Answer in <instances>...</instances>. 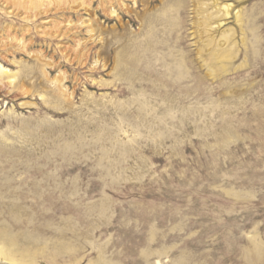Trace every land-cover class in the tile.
Here are the masks:
<instances>
[{
    "label": "rangeland",
    "instance_id": "374dc122",
    "mask_svg": "<svg viewBox=\"0 0 264 264\" xmlns=\"http://www.w3.org/2000/svg\"><path fill=\"white\" fill-rule=\"evenodd\" d=\"M223 1L0 0V264H264V0Z\"/></svg>",
    "mask_w": 264,
    "mask_h": 264
},
{
    "label": "bare ground",
    "instance_id": "6f19581e",
    "mask_svg": "<svg viewBox=\"0 0 264 264\" xmlns=\"http://www.w3.org/2000/svg\"><path fill=\"white\" fill-rule=\"evenodd\" d=\"M31 1H33V0H31ZM49 1H50V0H49ZM59 1H61V0H59ZM127 1L130 2V3L132 4L133 7H135V6L138 4V3H137L138 0H127ZM150 1H152V0H150ZM218 1H223V0H214V2H213L212 4H213V6H214V8H215V11H217L218 13H220V17H219V16H218V17H219L220 19H221V17H222V18H223L222 20H224V21H222V20H220V19H218L219 21L217 20L218 22H216V27L214 28V29H216V30L219 29L220 27H222V22L224 23V22L226 21V18L229 17L230 12L233 11V10H232V5H233V4H232V5H227V4H224V5H223V4H218V3H217ZM80 2H81V1H80ZM223 2H224V1H223ZM154 3H155V2H154ZM199 6H200V4H199ZM199 6H197V7H199ZM202 6H203V5H202ZM198 9H199V8H197V10H198ZM201 9H202V8H201ZM206 10H207V9H206ZM109 12H110V15H115V10H114V9H111V8H110V11H109ZM195 12H196V11H195ZM197 13H198V12H197ZM237 14H238V12L234 14L235 19L238 18V15H237ZM215 15H216V14H215ZM115 16H116V15H115ZM210 17H212V15H211ZM231 17H232V16H231ZM234 17H233V18H234ZM215 18H216V17H215ZM229 18H230V17H229ZM238 19H239V18H238ZM194 20H195V19H194ZM209 20H211V19L209 18V16H207V19L204 21V23H205L204 26H205V27L203 28L205 32H208V31H209V29H210L209 27H210V25L212 24V23H211V24L209 23V22H210ZM157 21H158V20H157ZM200 21H201V20H200ZM236 21H237V20H236ZM154 22H155V21H154ZM201 22H203V21H201ZM158 23H159V22H158ZM204 23H202V24H204ZM214 23H215V22H214ZM81 24H82V21H81ZM160 24H161V23H160ZM60 25H61V24H60ZM199 25H200V24H199ZM213 26H214V25H213ZM55 27H56V26H55ZM75 27H76V26H75ZM79 27H80V26H79ZM90 27H91V26H90ZM68 28H69V27H68ZM153 28H154V27H153ZM200 28H201V27L199 26V29H200ZM195 29H196V28H195ZM212 29H213V28L211 27V30H212ZM151 30H152V29H151ZM92 31H93V30H88V33H92ZM152 31H153V30H152ZM197 31H198V34H199V35H200V34H202V35L204 34V33L200 32V30H197ZM202 31H203V30H202ZM214 32H215V31H214ZM225 32H226V31H225ZM198 34H197V35H198ZM206 34H207V33H206ZM210 34H213V33L210 32ZM224 34H225V33H224ZM158 36H159V35H158ZM158 36H157V37H158ZM206 36H208V35H206ZM206 36H205V38H207ZM226 36H227V35H226ZM226 36H225V37H226ZM210 37H211V36H210ZM215 37H216V36H214V37L212 36V38H210L209 41H212V42H213V39H215ZM227 37H228V36H227ZM200 38H201V37H200ZM221 38H223V43H220V41H218L217 43H218V44H221V46H222V45H224V41H225L226 39L224 38V35L221 36ZM143 39H144V38H143ZM148 39H149V38H148ZM203 40H204V39H203ZM227 41H229V40H227ZM200 42H201V40H200ZM225 42H226V41H225ZM20 43H21V42H20ZM154 43H155V42H154ZM159 44H160V43H158V45H159ZM21 45H22V44H21ZM152 45H154V44H152ZM208 45H210V44L207 43V42H203V45H202V46H203V47H204V46L207 47ZM225 45H226V44H225ZM150 46H151V45H150ZM156 46H157V45H155V47H156ZM219 46H220V45H219ZM153 47H154V46H153ZM157 47H158V46H157ZM204 48H205V47H204ZM225 48H226V47H225ZM220 49H221V48H220ZM227 49H228V48H227ZM230 49H231V48H230ZM230 49H228V50H230ZM141 50L143 51V49H141ZM147 50H149V48H148ZM200 50H201V52H202V49H200ZM203 50H204V49H203ZM216 50H217V49H216ZM228 50H227V51H228ZM207 51H208V50H207ZM207 51H206V52H207ZM219 51H220V50L218 49V51H215V52H212V53H211V57H214V58H215V59H214V58L212 59L213 61H219L218 63H221V61L224 62V60H226V62H227V60H231V59L233 60V59L235 58V56L233 55L234 53H233V54H230V52L228 51L229 53L227 52V54H226V52H224L223 54H220ZM138 52H139V51H138ZM217 52H218V53H217ZM220 52H221V51H220ZM141 53L143 54V52H141ZM203 53H204V52H203ZM203 53H202V54H203ZM207 53H208V52H207ZM231 53H232V51H231ZM135 54H136V53H135ZM198 55H199V54H198ZM209 55H210V54H209ZM199 56H201V55H199ZM134 57H135V55H134ZM136 57H137V56H136ZM136 57H135V58H136ZM211 57H210V58H211ZM137 58H138V59L141 58V55H140V57H137ZM138 59H137V60H138ZM158 59H159V58H158ZM200 59H201V57H200ZM204 59H205V58H204ZM204 59H202V60H204ZM131 60H132V59H131ZM139 60H140V59H139ZM212 60H211V61H212ZM135 61H136V60H135ZM206 61H207V60H206ZM132 62H133V61H132ZM138 62H139V61H138ZM138 62H137V63H138ZM223 62H222V63H223ZM137 63H135V64H137ZM214 63H216V62H214ZM182 64H183V62H181V61L177 64V65H178V67H177L178 70H177V71H179V69L183 66ZM129 65L131 66L132 63L129 64ZM217 66H219V65H217ZM131 67H132V66H131ZM136 67H137V66H136ZM211 67H212V66H211ZM211 67L209 66L208 68H211ZM213 67H214V66H213ZM213 67H212V68H213ZM219 67H220V66H219ZM132 68H133V67H132ZM134 68H135V67H134ZM134 68H133V69H134ZM206 68H207V67H206ZM212 68H211L210 71H211V73H212V75H213V78H215L218 74H217L216 71H215L216 69H212ZM138 69H142V68L139 67ZM138 69H137V70L135 69V71H138ZM220 69H222L221 71H223V72L226 71L223 65H221ZM208 70H209V69H208ZM221 71H220V73H221ZM180 72H181V71H180ZM218 73H219V72H218ZM131 74H132V73H131ZM179 74L181 75L182 73H179ZM216 74H217V75H216ZM137 75L140 76V74H137ZM183 75L185 76V74H183ZM188 75H189V73H188ZM139 76H137V77H139ZM185 77H186V76H185ZM3 78H6L7 80H9V83H10L11 79L13 78V76H12V75H9V74L7 73V71H6V69H4L3 67H1V65H0V79H3ZM183 78H184V77H183ZM178 81H179V80H178ZM5 231H6V230H5ZM7 231H8V230H7ZM14 239H15V238H14ZM30 240H31V239H30ZM6 247H7V246H6ZM0 249H1V248H0ZM31 251H32V250H31ZM6 253H7V251H6ZM6 253H5V250H4V254H6ZM10 253L12 254V251H11ZM16 253H17V252H16ZM7 254H8V253H7ZM32 254H33V253H32ZM42 254H43V253H42ZM15 255H16V254H13L12 256H15ZM20 255H22V254L20 253ZM20 257H21V256H20ZM3 258H4V257H3ZM21 258H23V255H22ZM17 259H18V258H17ZM20 260H21V259H20ZM27 260H28V259H27ZM24 261H25V260H24ZM6 262H7V261H6ZM8 262H9V261H8ZM20 262H22V261H20ZM25 262H26V261H25ZM28 262H30V261H28ZM10 264H11V263H10ZM22 264H26V263H23V262H22ZM34 264H35V263H34Z\"/></svg>",
    "mask_w": 264,
    "mask_h": 264
}]
</instances>
